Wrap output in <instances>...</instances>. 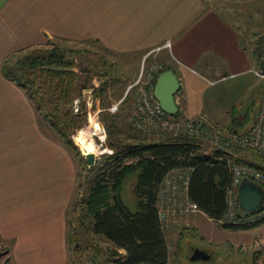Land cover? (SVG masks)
Instances as JSON below:
<instances>
[{
    "label": "crops",
    "instance_id": "crops-1",
    "mask_svg": "<svg viewBox=\"0 0 264 264\" xmlns=\"http://www.w3.org/2000/svg\"><path fill=\"white\" fill-rule=\"evenodd\" d=\"M222 1L0 0V241L11 264H68V212L79 176L70 149L4 76L5 62L54 41L90 44L130 59L137 71L122 82L117 102L129 100L145 62L147 70L166 67L178 76L183 117L206 115L220 128L245 131L254 120L238 100L264 70V0H250L249 12Z\"/></svg>",
    "mask_w": 264,
    "mask_h": 264
},
{
    "label": "trees",
    "instance_id": "trees-1",
    "mask_svg": "<svg viewBox=\"0 0 264 264\" xmlns=\"http://www.w3.org/2000/svg\"><path fill=\"white\" fill-rule=\"evenodd\" d=\"M68 53L56 47L47 54L32 53L15 63L12 58L5 62L3 73L26 92L38 116L49 122L67 147L78 150L74 136L79 132L77 140L87 137L81 131L88 124L83 93L93 90V96L98 97V93L106 89L105 86L94 87L89 76L81 77L82 72H76L75 60L69 58ZM167 70L170 69L162 67L160 73ZM77 100L81 102L78 113L75 112ZM116 117L105 114L101 120L109 132V123L114 125ZM176 117H183L180 110ZM137 133L139 138L134 139V144L111 139L108 134L105 147L113 153L104 155L103 162L95 166L97 173L85 201L86 217L90 218L89 232L104 237L113 246L109 255L114 264H168L170 248L157 206L162 181L173 172L189 170L188 200L210 220L218 222L227 212L226 191L232 180L231 166L241 160L221 151L204 153L201 146L204 141L200 138L168 137L164 141L145 142L144 135ZM257 157L263 165L255 167L264 170V158ZM132 176L135 185L131 205L126 203L122 192ZM261 214L241 210V216L255 217V221L246 226L224 224L223 227L246 230L263 226Z\"/></svg>",
    "mask_w": 264,
    "mask_h": 264
},
{
    "label": "rangeland",
    "instance_id": "rangeland-1",
    "mask_svg": "<svg viewBox=\"0 0 264 264\" xmlns=\"http://www.w3.org/2000/svg\"><path fill=\"white\" fill-rule=\"evenodd\" d=\"M225 2L227 3V9L233 5L238 8V4L243 3L244 10L247 12L250 10V0H225ZM53 43H48L46 46L21 53L12 62L15 63L17 60L32 53L47 54V52L49 53V51L58 47L69 51L67 55L69 58L75 60L76 72H82V74L79 73L81 77L86 78L89 76V78L93 79V85L96 88L105 86L106 92H99L98 97L93 96V94L88 95L85 92L83 93V101L86 103L88 110V124L81 131L85 132L87 137L77 140L80 134L77 132L73 140L78 150H70L76 159L79 177L68 212L70 225L68 227V264H114L112 257L109 255V251L113 249V246L104 237L95 236L89 232L90 218L86 217L85 201L91 181L97 173L95 166L103 162L104 155L113 153L109 148L105 147L109 136L111 139L120 140L126 144H134L136 142L134 139L139 138L138 133L127 125V121L135 106V90H131L130 98L125 103L121 104L115 100L117 97H120L126 88V84L122 82L132 80L137 71L132 66L130 59L115 56L100 47L95 48L90 44H83L69 45L66 48L56 41ZM261 63L264 65V61H261ZM143 64L145 67L142 66L139 78L148 71L147 64L145 62ZM154 67H150V69ZM260 70L258 72L260 79V83L258 80L259 86L258 84L257 86H253L255 85V78L252 77V94L250 93L248 96H245L247 98L243 97L245 98L243 101L238 100V109L245 107L248 103L251 114L250 123L255 119H253V114L254 112L255 115L257 114L260 99L264 95V70ZM107 74H109L107 76L109 77L108 79H106ZM241 87L238 85V97L242 92ZM258 88L260 90L259 93L257 92ZM250 95L254 96L251 98ZM89 96H92V101ZM238 99L242 98L239 97ZM254 100L255 102H253ZM88 103L92 104L91 108ZM113 107L117 109L112 111ZM105 114L117 116L113 121L114 125L111 122L109 123L111 124L110 132L101 123ZM42 118L43 116L40 118L42 125L49 124V122ZM55 134L57 135L56 132ZM142 139L145 142H157L159 140L164 141L167 137L164 138L159 136V134H152L150 136L144 135ZM201 146L205 148H202V150L208 153L214 151L207 143L205 145L202 142ZM88 154L95 159V164L92 166H89L87 163ZM247 155L254 157V163L263 162L257 157L256 153H240V157L242 158ZM134 185L135 178L133 176L129 177L122 192L126 203L131 205L133 204ZM175 220L178 224L170 221L169 228L166 231L170 248L168 264H263L264 225L253 229L230 230L224 228V224L214 222L201 214H191L187 219L177 218ZM188 223L189 226H186ZM193 246L208 250L213 255L212 259L195 263L190 262V248ZM179 248L181 250H178ZM0 264H11L6 255V248L1 241Z\"/></svg>",
    "mask_w": 264,
    "mask_h": 264
},
{
    "label": "built area",
    "instance_id": "built-area-1",
    "mask_svg": "<svg viewBox=\"0 0 264 264\" xmlns=\"http://www.w3.org/2000/svg\"><path fill=\"white\" fill-rule=\"evenodd\" d=\"M160 71L159 67L149 69L130 89L135 90V106L127 121L130 129L149 136L159 134L164 138H200L214 151H221L239 160L242 152H253L264 158V95L252 126L236 133L212 124L206 115L187 118L167 114L154 95ZM85 93L91 95L93 90H86ZM89 98L92 101V96ZM80 103L79 100L75 102L76 113L79 112ZM88 105L92 107V104ZM231 173V184L226 191L227 212L217 223L246 226L254 222L255 217L240 215L239 188L245 180H249L264 189V170L241 160L240 163L232 164ZM190 178L189 170H179L169 174L159 186L157 206L166 231L170 221L177 223V218L187 219L191 214L200 213L198 206L188 200ZM261 215L264 217V210Z\"/></svg>",
    "mask_w": 264,
    "mask_h": 264
},
{
    "label": "water",
    "instance_id": "water-1",
    "mask_svg": "<svg viewBox=\"0 0 264 264\" xmlns=\"http://www.w3.org/2000/svg\"><path fill=\"white\" fill-rule=\"evenodd\" d=\"M181 90V83L173 70L161 73L156 81L154 95L162 109L171 116L179 113V106L176 96ZM89 166L95 164V159L87 155ZM239 205L245 213H261L264 208V189L256 183L245 180L239 188ZM212 254L208 250L200 249L196 246L191 248L190 262L209 261Z\"/></svg>",
    "mask_w": 264,
    "mask_h": 264
},
{
    "label": "bare ground",
    "instance_id": "bare-ground-1",
    "mask_svg": "<svg viewBox=\"0 0 264 264\" xmlns=\"http://www.w3.org/2000/svg\"><path fill=\"white\" fill-rule=\"evenodd\" d=\"M88 155H90V154H88Z\"/></svg>",
    "mask_w": 264,
    "mask_h": 264
}]
</instances>
